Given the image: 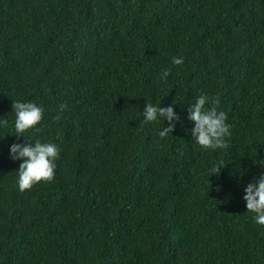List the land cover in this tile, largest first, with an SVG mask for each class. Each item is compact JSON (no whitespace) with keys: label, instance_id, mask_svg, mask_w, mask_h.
<instances>
[{"label":"trees","instance_id":"trees-1","mask_svg":"<svg viewBox=\"0 0 264 264\" xmlns=\"http://www.w3.org/2000/svg\"><path fill=\"white\" fill-rule=\"evenodd\" d=\"M200 95L228 115L227 149L192 140ZM147 99L175 104L163 140ZM16 100L45 109L22 137ZM0 116V264H264L243 200L264 172V0H0ZM27 136L60 158L21 192L9 149Z\"/></svg>","mask_w":264,"mask_h":264},{"label":"clouds","instance_id":"clouds-1","mask_svg":"<svg viewBox=\"0 0 264 264\" xmlns=\"http://www.w3.org/2000/svg\"><path fill=\"white\" fill-rule=\"evenodd\" d=\"M185 63L183 57L174 56L172 64L181 66ZM171 74V68L163 70L162 78L167 79ZM147 98V97H146ZM219 100H209L206 95H200L188 108L187 119L192 123L190 129L192 140L204 151L224 150L228 148V138L231 136V125L227 122L228 115L219 110ZM67 104L58 106L59 112L55 120L62 119V114L67 109ZM44 107L33 101H13L12 112L14 113V134L16 137L26 136L25 133L34 130L44 118ZM141 124L150 125L159 121L168 122V126L158 132L161 140L167 138L175 127V122L180 117L175 111V104L162 107L161 103H152L147 99L143 108ZM0 116V130L9 127V120ZM11 134V133H10ZM3 138V137H0ZM29 143H14L10 146L9 153L13 161H22L17 172V186L23 192L30 190L38 183H51L55 179L56 161L60 158V149L55 143L43 142L36 139L32 142L27 136ZM264 163V162H259ZM225 166L218 162L211 173L219 174ZM211 175V176H212ZM243 200L248 213L253 214L255 224L264 227V172L244 188Z\"/></svg>","mask_w":264,"mask_h":264}]
</instances>
